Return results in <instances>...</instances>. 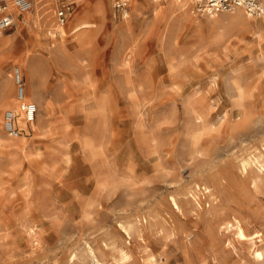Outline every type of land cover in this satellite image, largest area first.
Instances as JSON below:
<instances>
[{"label": "rangeland", "instance_id": "rangeland-1", "mask_svg": "<svg viewBox=\"0 0 264 264\" xmlns=\"http://www.w3.org/2000/svg\"><path fill=\"white\" fill-rule=\"evenodd\" d=\"M47 1L26 14L30 26L0 32V264H150V253L161 264H258L250 243L219 224L245 219L264 247V185L239 167L264 151V40L235 11L212 15L194 0L131 1L127 14L115 0H79L64 27L90 26L63 36L45 26L57 24ZM36 16L43 29L31 30ZM221 29L232 38L218 41ZM16 67L42 103L22 133L15 117L12 135L2 89L19 95ZM189 183L202 207L175 212L172 196Z\"/></svg>", "mask_w": 264, "mask_h": 264}, {"label": "bare ground", "instance_id": "bare-ground-1", "mask_svg": "<svg viewBox=\"0 0 264 264\" xmlns=\"http://www.w3.org/2000/svg\"><path fill=\"white\" fill-rule=\"evenodd\" d=\"M39 1V0H38ZM133 1V0H132ZM134 1H137V6L136 7H138L140 4H141V2L139 1V0H134ZM146 2H151V0H145ZM154 2H159L158 0H153ZM195 1V0H194ZM144 1H142V3H143ZM170 2V1H169ZM171 2L172 3H174V4H179V5H184L185 4V0H171ZM37 3V2H36ZM147 4V3H146ZM36 5V4H35ZM39 5H40V3H39ZM151 5V4H150ZM157 5V4H156ZM152 6H154L153 5V3H152V5H151V7ZM35 7V6H34ZM38 7V6H37ZM149 7V6H148ZM157 7V6H156ZM150 9V8H149ZM148 9V10H149ZM156 9V8H155ZM154 9V10H155ZM243 9L244 8H242V7H240V6H237V7H235V8H233L232 10H230V11H235V13L233 14V15H231V17H234V19H236L238 22H239V24H240V26H241V28L242 29H245V31L246 30H248V31H252L255 35H256V37H257V39L259 40V41H261V40H264V29H263V27H262V25H261V23L259 22V21H257V20H255V19H257V18H255L254 17V19H247L248 17L249 18H251V16H249L247 13H246V15H243ZM34 10H35V8H34ZM151 11H152V9H150ZM157 10H159V9H157ZM29 12V11H28ZM28 12H26V13H28ZM246 12V11H245ZM95 13H96V16L97 17H99V19H100V17H102L103 16V13H105L104 12V6H103V4H102V6L100 7V6H98V9H95ZM231 13V12H230ZM156 14H158L157 12H156ZM155 14V15H156ZM38 15V14H37ZM43 15V14H42ZM139 15V14H138ZM212 15H215V14H212ZM49 16V15H48ZM245 16H248L247 18L245 17ZM42 17V16H41ZM51 17V16H50ZM50 17H49V19H50ZM211 17V16H210ZM213 17V16H212ZM47 18V17H46ZM103 18V17H102ZM127 18H129V17H127ZM229 18V17H228ZM48 18H47V21L49 20ZM75 19V18H74ZM231 19V18H230ZM77 20H78V22H77ZM124 20H127V19H125L124 18ZM129 20V19H128ZM212 20H213V18H212ZM229 20V19H228ZM251 20H253V21H251ZM214 21V20H213ZM26 22H27V24H26V26L27 25H29L30 26V23H31V20H30V18H29V16H27L26 17ZM77 22V23H76ZM76 24L74 25V26H72V32L71 33H76L78 30H80V29H83V28H86V27H88V26H90V24L88 23V21H80L79 19H76ZM33 23H34V25L32 26L34 29H31V30H37V28L38 29H43L42 27L40 28V24H42V21H41V19L39 18V16H36V18L34 17L33 18ZM123 23V25H126V24H124V22H122ZM121 23V24H122ZM28 26V27H29ZM45 26L46 27H48V28H50V29H53L56 33H57V31L58 30H60L61 31V33L63 34V36L64 35H67L68 34V30H67V28H65V27H63V26H61V25H59V24H56V22L54 23V24H51V23H46L45 24ZM127 26V25H126ZM46 27L44 28V29H46ZM119 27H120V25H119ZM122 27V26H121ZM123 28V27H122ZM127 28H128V26H127ZM29 29V28H28ZM36 32H38V31H36ZM41 32V31H40ZM43 33V32H42ZM45 33V32H44ZM52 33V32H51ZM37 36H39V35H37ZM0 37H1V34H0ZM77 38V34H75V39ZM232 38V35H230L229 34V32H227L225 29H221L220 30V32L218 33V36H217V40L218 41H220V40H229V39H231ZM1 39V38H0ZM6 40H8V39H4V40H1V41H6ZM64 40V39H63ZM62 43H64V42H62ZM55 45H56V43H55ZM54 45V46H55ZM229 45V44H228ZM64 46H65V44H64ZM171 46V45H170ZM58 47V46H57ZM63 47V46H62ZM45 49V48H44ZM65 51V49L64 48H61V46H59V48H56V49H54V50H52V51H50L49 52V55H48V53L46 54V55H48L46 58H45V60L46 61H49V60H55V58L58 56V54H59V52L58 51ZM134 50V49H133ZM46 53V52H45ZM66 53V52H65ZM129 54V53H128ZM45 55V56H46ZM127 58H128V55H127ZM126 58V59H127ZM35 65V64H34ZM39 65V64H38ZM37 65V66H38ZM27 66H29L28 64H27ZM36 66V67H37ZM33 67V66H32ZM41 67V66H40ZM29 68V67H28ZM16 69L19 71V73H20V75H21V67H16ZM29 72V71H28ZM35 73V72H34ZM16 75V78H17V74H15ZM35 75H36V73H35ZM17 80V79H16ZM12 81V80H11ZM38 82V81H37ZM42 83V82H41ZM31 84V83H30ZM10 85H12V84H10ZM33 86V85H32ZM37 89H39V86H38V84H36V85H34L33 86V88L32 87H28V89H27V92L24 94V96H23V98H20L19 97V95H17V97H15L12 93V91H13V87H10L9 86V84H4L3 85V89H2V94H3V97L5 98V99H7L8 100V103L7 104H5V106H7V105H9L10 107H11V109L16 113V116H18L17 117V119H16V123H17V126L18 127H20V130H21V133H22V131L25 129L23 126H21L20 125V122L21 121H23L24 123H25V125H26V127L29 125V122H30V118H29V114H28V112L26 111V110H24L23 109V104H26V103H29V102H33V103H35L36 105L37 104H40L39 103V100H40V102L42 103V97L40 96V94H39V92H38V90ZM48 96V95H47ZM48 97H50V96H48ZM35 99H38V103H36L35 101H32V100H35ZM37 101V100H36ZM52 102V101H51ZM50 103V102H49ZM53 103V102H52ZM51 104V103H50ZM14 106H16V107H14ZM9 107V108H10ZM200 109V108H199ZM42 110V109H41ZM38 112V105H37V110H36V112H34L33 113V119H32V123H34L35 122V120H36V113ZM40 112V111H39ZM241 112V111H240ZM243 113V112H242ZM247 114H248V112H246ZM246 113H245V115H246ZM22 116V117H21ZM39 116V115H38ZM201 116V115H200ZM203 116V115H202ZM248 116H249V114H248ZM246 117V116H245ZM249 118V117H248ZM38 119V118H37ZM247 118H244L243 117V115H242V117H240L239 119H238V122L239 123H246V125H247ZM31 123V124H32ZM37 123V122H36ZM249 124V123H248ZM242 126H243V124H242ZM244 127V126H243ZM242 127V128H243ZM20 132V131H19ZM264 145V144H263ZM261 149V148H260ZM259 149V150H260ZM258 150V152L257 153H255L254 152V154L253 155H251V156H248V157H244V158H242L241 159V161L239 162V167L241 168V170H242V172H243V176L245 175H247L248 176V178H250V182L251 183H253V185L255 186V187H261L262 185H264V151H262V149L259 151ZM244 176V177H245ZM212 177L213 178H217L218 180L220 179V181H221V179L222 178H220V175L218 174V173H213L212 174ZM243 178V177H242ZM247 177L245 178V179H248ZM244 179V178H243ZM240 180H242V179H240ZM220 181H219V183H220ZM223 181H225V180H223ZM224 184V182H222L221 181V184ZM241 183H243V182H241ZM220 184V185H221ZM236 184H238V183H236ZM191 183H189V184H186L183 188H182V186L180 187V188H182L181 190H180V188H179V190L180 191H182V193H181V195L179 196L177 193H178V191L177 192H175L178 196H175V193H174V195L172 196V208H173V210L175 211V212H179V213H183L184 212V208L185 207H188V206H190V208H195L196 206L197 207H202V204H201V202H200V200H198V197H197V195L195 194V192H193L194 190L192 189V187H191ZM195 185L197 186V187H200L201 185H200V183L198 182V180H195ZM219 185V186H220ZM252 185V186H253ZM219 186H217V187H219ZM233 186V185H232ZM238 186V185H237ZM179 187V186H178ZM196 187V188H197ZM205 188L206 189H208V192H210V194H208V195H210V196H213V198L215 199L216 197H215V194H214V192L212 191V188H210V187H208V186H205ZM242 188V187H241ZM205 189V190H206ZM224 190V189H223ZM222 190V191H223ZM242 190V189H241ZM253 190V189H252ZM237 191H238V189H237ZM189 192H192L193 193V196L195 197V199H196V202L193 200V199H191L190 197H189ZM197 192H199V190L197 191ZM236 192V191H235ZM256 192H257V190H256ZM172 193V194H173ZM216 193V192H215ZM238 193V192H237ZM179 194H180V192H179ZM191 194V193H190ZM230 194V193H229ZM231 195V194H230ZM217 196V195H216ZM245 196V195H244ZM228 197V196H227ZM229 198V197H228ZM246 198V197H245ZM209 199V198H208ZM230 199V198H229ZM217 200V199H216ZM224 200V199H223ZM211 201H213V200H211ZM219 201H221V200H219ZM215 203V202H214ZM198 204V205H197ZM250 205V204H249ZM252 205V204H251ZM247 208V207H246ZM248 208H250V206H248ZM171 209V208H170ZM251 209V208H250ZM254 209V208H253ZM255 210V209H254ZM257 210H259V208L257 209ZM156 210H154V212H155ZM173 211V212H174ZM189 211V210H188ZM187 211V212H188ZM192 210H190V212H191ZM249 211H253V210H249ZM153 212V213H154ZM181 213V214H182ZM259 213H260V211H259ZM177 214V213H176ZM184 214V213H183ZM235 214H238V213H235ZM240 214V213H239ZM146 216V221H147V223H148V218H150L149 219V221H151L152 222V218H151V214H146L145 215ZM179 216V215H178ZM220 217V216H219ZM155 218H156V216H155ZM213 218V217H212ZM211 218V219H212ZM218 218V217H217ZM221 218V217H220ZM139 220V219H138ZM206 220H208L207 218H206ZM247 220V219H246ZM209 221V220H208ZM219 221V220H218ZM246 222L245 221V219L244 220H242L239 216H237V215H233L231 218H229V219H225V221L223 222V224L224 225H222V224H219V227H221V228H228V230H231L232 231V233H233V235H234V237L235 238H237L240 242H244V243H247L248 244V242L250 243V245H251V247H252V251H251V253H252V259L255 261V262H257L258 264H264V247L262 248V246H261V244H259L258 243V241L259 242H261V241H263V238H261L260 236V239H256V238H258V237H253V236H251L250 234H249V232L247 231V227H246V225H245V223L244 222ZM167 222V221H166ZM209 223H211V221L209 222ZM214 223V222H213ZM221 223V222H220ZM123 225V224H122ZM171 226V225H170ZM212 226V225H211ZM215 226H216V224H215ZM143 227V226H142ZM139 228L138 227V230H139V232L140 231H142L143 230V228ZM172 228V227H171ZM178 228V227H177ZM214 228V227H213ZM125 229H126V232L128 233V234H130V236H131V230H134L135 228L133 227V225H129V227H126L125 226ZM145 229V228H144ZM181 229H182V227H181ZM180 230V229H179ZM224 230V229H223ZM219 231V230H218ZM185 232H187V231H185ZM173 233V232H172ZM177 233V232H176ZM183 235V234H182ZM227 238V237H226ZM188 239V238H187ZM227 240V239H226ZM232 243V242H231ZM263 243V242H262ZM229 245V244H228ZM231 245V244H230ZM249 245V246H250ZM264 245V244H263ZM227 246V245H226ZM225 246V247H226ZM117 248V247H116ZM115 248V249H116ZM232 248V247H231ZM112 250V249H111ZM117 250V253H118V255H119V261H124V262H126V261H129V258H130V254H129V250L127 251L125 248H117L116 249ZM115 250V251H116ZM250 250V249H249ZM114 251V250H113ZM250 252V251H249ZM95 253V252H94ZM131 253V252H130ZM94 257H95V255H94ZM118 258V257H117ZM250 258V257H249ZM116 259V258H115ZM251 259V258H250ZM249 259V260H250ZM93 260H94V258H93ZM92 260V261H93ZM102 260V259H101ZM131 260H132V258H131ZM149 261H150V264H159L160 263V261L158 262V260H157V256L155 255V253H150L149 254ZM251 261V260H250ZM96 262H97V264H104L103 262H101L100 261V259L99 258H96ZM95 262V263H96ZM105 263H107L108 264V262H106L105 261ZM110 264H111V262H110ZM121 264V263H120ZM128 264V263H127ZM161 264V263H160ZM209 264V263H208ZM220 264V263H219Z\"/></svg>", "mask_w": 264, "mask_h": 264}, {"label": "built area", "instance_id": "built-area-1", "mask_svg": "<svg viewBox=\"0 0 264 264\" xmlns=\"http://www.w3.org/2000/svg\"><path fill=\"white\" fill-rule=\"evenodd\" d=\"M132 0H115L114 9L118 13L127 14L129 5ZM162 1V0H158ZM79 0H56L54 14L57 24L65 26L73 15L75 7ZM199 10L209 14L230 11L233 8L240 6L244 8L246 13L255 18H262L264 21V0H195ZM34 0H0V32L6 31L17 24V16L15 10L21 13L28 12L33 9ZM17 82L20 84L19 95L23 98L25 92L23 87V79L19 71H16ZM23 109L29 114L30 120L33 119V113L37 110V105L33 102L23 104ZM5 124L7 130L12 135H17L19 132L15 126L16 113L12 110L6 111Z\"/></svg>", "mask_w": 264, "mask_h": 264}, {"label": "crops", "instance_id": "crops-1", "mask_svg": "<svg viewBox=\"0 0 264 264\" xmlns=\"http://www.w3.org/2000/svg\"><path fill=\"white\" fill-rule=\"evenodd\" d=\"M34 1H36V0H34ZM42 1H45V0H39L38 3H41ZM133 1H134V0H133ZM46 4H49V5L53 6L52 9H55V6H56V0H54V1H47V2H45V5H46ZM98 6L101 7L102 4H98L96 9H98ZM52 9H50L48 12H51ZM48 12H47V13H48ZM53 12H54V10H53ZM15 13H16V16H17V23L20 22V23L27 24V22L24 21V20H25V16H26V14H27L26 12H25V13H21V12H18V11L15 10ZM129 15H130V14H129ZM54 17H55V14H54ZM55 18H56V17H55ZM59 32H61V31L58 30L57 33H59Z\"/></svg>", "mask_w": 264, "mask_h": 264}]
</instances>
